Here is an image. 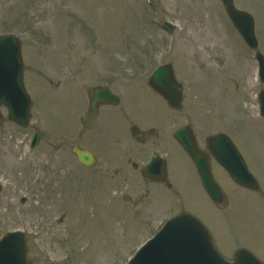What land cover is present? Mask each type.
I'll list each match as a JSON object with an SVG mask.
<instances>
[{"label": "rangeland", "instance_id": "1", "mask_svg": "<svg viewBox=\"0 0 264 264\" xmlns=\"http://www.w3.org/2000/svg\"><path fill=\"white\" fill-rule=\"evenodd\" d=\"M151 1L158 11L147 0H0V35L14 33L21 41L33 102L28 127L2 109L0 238L25 232L30 264H126L169 213L182 211L199 218L228 260L246 249L264 263V119L257 97L264 83L254 59L257 52L264 56V0H235L255 17V51L220 0ZM159 20L176 25L173 38ZM211 28L216 35L206 36ZM168 63L185 86L179 111L148 84L153 70ZM97 85L121 94L123 104L105 108L85 130L86 90ZM133 124L157 136L136 144ZM185 124L193 126L202 149L210 136L230 135L260 190L236 185L213 161L225 195L213 203L173 138ZM35 128L41 141L31 149ZM75 147L93 150L96 165L84 167ZM152 152L168 160L172 189L142 177L140 165Z\"/></svg>", "mask_w": 264, "mask_h": 264}, {"label": "water", "instance_id": "2", "mask_svg": "<svg viewBox=\"0 0 264 264\" xmlns=\"http://www.w3.org/2000/svg\"><path fill=\"white\" fill-rule=\"evenodd\" d=\"M233 24L245 40L255 49L258 41L255 35V21L252 15L239 11L234 0H221ZM169 28H172L167 24ZM263 70L264 58L259 55ZM151 85L159 91L172 105L181 106L183 87L177 83L173 67L170 65L157 69L151 79ZM91 96L97 95L92 101L90 113L83 121L90 127L98 115V102L117 105L119 97L108 89H91ZM262 112L264 115V93L261 95ZM9 109L10 119L20 125L27 126L31 121V101L23 85V62L21 46L15 35L0 36V106ZM1 119V114H0ZM175 138L183 146L197 166L203 186L210 197L222 202L223 195L215 181L208 156L198 149L193 132L189 127L180 128ZM40 132L36 131L34 145L39 143ZM208 148L214 158L228 171L232 179L239 185L258 190L259 184L249 172L247 164L231 139L224 134L211 137ZM79 160L85 165L94 163L93 156L88 152L75 149ZM164 160L157 157L143 170L148 178H155L159 165ZM2 186L0 185V193ZM27 247L23 233H10L0 241V264H29L26 260ZM129 264H262L251 253L241 250L233 262H228L217 251L213 239L205 226L190 215H181L169 221L162 231L145 247H143Z\"/></svg>", "mask_w": 264, "mask_h": 264}, {"label": "flooded vegetation", "instance_id": "3", "mask_svg": "<svg viewBox=\"0 0 264 264\" xmlns=\"http://www.w3.org/2000/svg\"><path fill=\"white\" fill-rule=\"evenodd\" d=\"M203 4H202V2H200V1H197V8L200 10L201 8H203L204 10H202V11H205L208 15H210V11L207 9L208 8V6H207V8L205 9V7H203L202 6ZM201 12V11H200ZM199 12V13H200ZM199 13H196L195 14V16L193 17V18H198L199 16H198V14ZM197 23H198V20H197ZM209 33H210V35L213 37V35H216V31H214L213 29H208V31L206 32V36H208L209 35ZM152 133H153V131H152ZM147 138H148V136L147 135H142V139H141V141L142 142H145V141H147ZM163 185H168V187H171V185L169 184V182H163Z\"/></svg>", "mask_w": 264, "mask_h": 264}]
</instances>
